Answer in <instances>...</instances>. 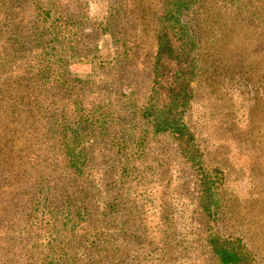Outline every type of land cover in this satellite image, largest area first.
<instances>
[{"label":"rangeland","instance_id":"1","mask_svg":"<svg viewBox=\"0 0 264 264\" xmlns=\"http://www.w3.org/2000/svg\"><path fill=\"white\" fill-rule=\"evenodd\" d=\"M36 2L40 9L55 10L57 19L63 14L80 25L71 29L75 34L70 43L78 48L63 56L64 72L57 56H51V67L76 86L55 102L40 96L29 107L25 98L34 99L21 83L4 79L13 72L0 74V170L10 178L6 185L20 191L40 174L38 180L46 181L34 198L0 195V264L14 257L15 245L23 253L28 250L24 257L38 254L29 264L46 255L57 258L63 250L79 256L88 251L91 239L80 224L95 222L106 232L128 211L146 225L147 242L138 240L120 250L118 263L133 258L134 264H218L206 241L216 233L238 239L253 264H264V0H207L194 22L193 0L181 8L182 22L198 20L206 27L194 48L196 69L181 118L199 150V163L187 161L171 136L150 133L142 153L135 150L138 139H127L132 148L124 155L128 170L112 156L113 148L105 151L109 141L117 140L115 132L129 137L127 127L118 125L108 136L96 137V132L89 133L86 118L107 99H114L115 109L128 111L153 92V104L170 108L169 71L160 77L148 74L164 1ZM23 12L27 17L28 11ZM21 60L26 68L28 61ZM102 85L106 88L100 93L95 86ZM128 97L132 104L124 103ZM74 131L65 159L56 138ZM201 173L212 179L209 211L201 209L206 201L198 185ZM34 201L38 210L31 213ZM48 241L58 246L53 253L45 250Z\"/></svg>","mask_w":264,"mask_h":264},{"label":"trees","instance_id":"2","mask_svg":"<svg viewBox=\"0 0 264 264\" xmlns=\"http://www.w3.org/2000/svg\"><path fill=\"white\" fill-rule=\"evenodd\" d=\"M163 1L164 4L160 5L157 17L158 22L155 26L156 29L153 37L154 51L148 63V74L149 77H160L169 71L168 75L171 81L169 86L166 87V93H168L171 99L170 108L161 109L153 104L152 100L156 95L153 92L152 95L149 94L146 97L144 103L128 111L121 110L118 107L115 109L114 99H107L104 102V106L101 104L93 108L90 116L86 118L88 130H90L89 133L96 132V137L100 135L104 136L105 133L108 136L109 129L118 127V125L127 127L129 137L125 139L121 138V134L119 133V137L115 132L113 135L118 137L117 140L109 141L106 145L108 148L105 150L109 152L111 148L114 149L112 156H115L119 160V163L121 159V164H125L121 167L123 170H128V162L124 158V155L132 151L127 139L130 141L131 138L134 141L138 139L136 144H134L135 150L142 153L144 152V144L147 143V137L150 133L171 136L172 139L178 142L179 149H181L180 153L184 155L187 161L195 165L197 164V166L199 163V150L195 146L193 147V137L181 118L183 108L185 105L187 106L191 95L190 83L194 79L193 74L196 69L194 48L203 40L201 36L206 28L205 26L200 27L198 20L195 23L193 22L204 11H202V7L207 5V0H193L190 4L192 6L191 9L194 8L192 10L194 17L193 22L189 23V25L187 22H182L180 17L181 8H185L184 6L190 0ZM23 11H28L27 17ZM55 12L50 6L46 9H40L37 6L36 0H0V31L4 30L3 32L5 33L4 40L0 42V74L8 70L13 72L12 75H8L4 79L12 77L15 82L21 83L26 93H29L34 99L29 100L25 98L29 107L35 105L36 101H41L40 96L51 98L52 100L55 98V102L57 98L63 97L68 92H72L76 86L73 79L63 78L62 72H64L63 67L65 62L63 56L68 50L77 51V43L74 45L70 43L72 41L71 36L75 34L71 29L80 27V25L63 17V14L57 19L54 17ZM59 20H61V23L57 24ZM237 21L239 20L237 19ZM69 33L71 34L70 37H68ZM56 46L57 49H55ZM63 49H65L64 54L62 52ZM128 50L129 48L126 47L123 52H127ZM52 54L57 56L62 72L59 69L55 70L51 67ZM125 56H128V54L125 53ZM22 58H26L28 61L26 68L21 67L23 63ZM170 62L175 66L170 67ZM95 88L102 93L101 89L106 87L102 85L95 86ZM131 101L128 97L124 103L129 105V103L132 104ZM76 132H72L66 138V133L63 132L62 135L56 138L59 147L65 150L61 152L63 154L62 157L65 159L69 154V143L67 141L74 138ZM100 140L101 138H98L97 143H100ZM51 144L54 146L55 142ZM39 176H37L35 181L29 182L26 186L27 188L18 191L12 190L6 185L7 180L10 178L3 175L0 170V195H11L10 197H14L15 200L23 198V194L24 197L31 195L30 197L34 198V195L40 193L41 188H43V186L39 187L40 183L42 181L46 182L45 180L39 181ZM199 182V189L206 197V201L201 206V209L209 211V206L213 203L210 193L212 179L206 173H201ZM37 187L39 189L35 191ZM44 187L46 192H50L48 185ZM33 204V210L29 211L31 213L38 210L36 201ZM112 207L109 206V210L112 211ZM117 211L118 209L114 208L113 213L117 214ZM129 213L130 211L126 214L118 215V217H122L121 222L117 221L116 225L111 229H106V232H100L95 222L84 221L80 224V230H89L91 238L89 246H87V252L82 250L79 256H77L71 250H68V252L63 250L59 257L55 258L54 256L46 255V258L40 260L38 264H125L122 261L118 263L117 253L126 247L132 246V243L138 240L147 242L146 225L140 223V221H136L135 216L128 215ZM126 221H129V223ZM101 227L103 225L100 224V229ZM73 239L74 242L77 241L76 237H73ZM160 240L158 239L156 242ZM206 241L210 253L214 255L218 264H253L249 253L238 239L234 242L230 237H223L214 233L210 234ZM26 242L28 241L25 240ZM30 244L34 249L36 248L33 243ZM56 247L58 246L54 247L52 246V242L48 241L45 250H52L53 253ZM64 247L65 242L63 249ZM22 249V246L15 245L14 257L12 255L11 257H6L4 264H29L38 258V254H29L24 257L28 250H25L23 253ZM165 259L166 257L162 261ZM113 260L115 262H112ZM134 262L135 260L132 258L128 261V264H134Z\"/></svg>","mask_w":264,"mask_h":264}]
</instances>
